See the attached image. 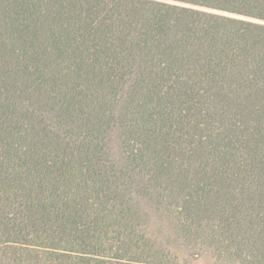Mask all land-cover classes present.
Here are the masks:
<instances>
[{"label":"trees","instance_id":"obj_1","mask_svg":"<svg viewBox=\"0 0 264 264\" xmlns=\"http://www.w3.org/2000/svg\"><path fill=\"white\" fill-rule=\"evenodd\" d=\"M181 244L264 264V0H0V264Z\"/></svg>","mask_w":264,"mask_h":264},{"label":"rangeland","instance_id":"obj_2","mask_svg":"<svg viewBox=\"0 0 264 264\" xmlns=\"http://www.w3.org/2000/svg\"><path fill=\"white\" fill-rule=\"evenodd\" d=\"M117 132H115L114 136L111 137L109 145L116 147V143L118 141V137H116ZM145 211L143 214H140L139 220L142 223L148 225L150 231L158 236V240L160 242H168L175 247H179V244L182 243L180 240L181 234L172 230V224L166 219L159 216L158 212L154 209V207H145ZM140 210V208H138ZM139 210L137 212H139ZM183 254L182 260L179 261L180 264H214L215 259H212V256H202L197 255L196 252L185 250L183 244ZM216 257V255H215Z\"/></svg>","mask_w":264,"mask_h":264}]
</instances>
